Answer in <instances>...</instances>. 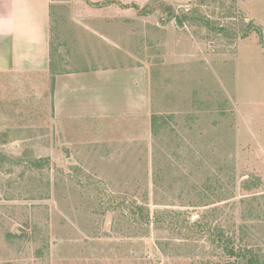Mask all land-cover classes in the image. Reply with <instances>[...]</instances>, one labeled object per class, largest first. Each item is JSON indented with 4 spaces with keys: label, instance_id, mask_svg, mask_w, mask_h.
Segmentation results:
<instances>
[{
    "label": "rangeland",
    "instance_id": "rangeland-1",
    "mask_svg": "<svg viewBox=\"0 0 264 264\" xmlns=\"http://www.w3.org/2000/svg\"><path fill=\"white\" fill-rule=\"evenodd\" d=\"M52 10L60 55L114 69L96 82L116 107L58 124L49 103L1 92L0 264H225L234 241L264 253V0ZM199 214L225 237L180 227Z\"/></svg>",
    "mask_w": 264,
    "mask_h": 264
},
{
    "label": "crops",
    "instance_id": "crops-1",
    "mask_svg": "<svg viewBox=\"0 0 264 264\" xmlns=\"http://www.w3.org/2000/svg\"><path fill=\"white\" fill-rule=\"evenodd\" d=\"M52 6L53 0H0V94L49 103L51 119L58 124L114 111L111 83L96 82L114 69L88 64L79 69L60 55Z\"/></svg>",
    "mask_w": 264,
    "mask_h": 264
},
{
    "label": "trees",
    "instance_id": "trees-1",
    "mask_svg": "<svg viewBox=\"0 0 264 264\" xmlns=\"http://www.w3.org/2000/svg\"><path fill=\"white\" fill-rule=\"evenodd\" d=\"M172 15L173 17H176L175 13H173ZM34 162L42 163V160H34ZM174 213L175 214H185V212H178V213L174 212ZM143 218L146 222H152V218L148 211L147 213L143 214ZM211 224L212 223L208 221L205 214H199V216L195 220L190 219L188 222H186V224H183L180 227H186L185 230H188V232H191L197 235H206L210 233L209 234L211 235L210 237H214V239H216L217 234H219L217 236L218 238H222L223 235H224L223 237H225L226 235L225 230L222 227L214 226V228H212ZM176 225H179V224L176 223ZM227 239L230 243L231 238H227ZM231 244L233 246H231L229 253L235 255V260L229 261L225 264H264V253H262L260 250H258L254 246H247V245H243L242 243L237 244L235 241L232 242ZM199 264H221V263L220 262L212 263L210 261L203 260Z\"/></svg>",
    "mask_w": 264,
    "mask_h": 264
}]
</instances>
